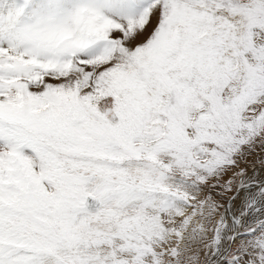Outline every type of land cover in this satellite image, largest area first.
Listing matches in <instances>:
<instances>
[{"label":"snow or ice","instance_id":"snow-or-ice-1","mask_svg":"<svg viewBox=\"0 0 264 264\" xmlns=\"http://www.w3.org/2000/svg\"><path fill=\"white\" fill-rule=\"evenodd\" d=\"M0 264H264V0H0Z\"/></svg>","mask_w":264,"mask_h":264}]
</instances>
